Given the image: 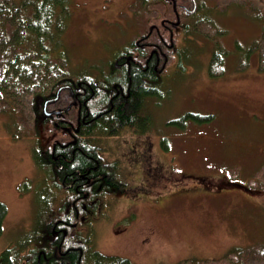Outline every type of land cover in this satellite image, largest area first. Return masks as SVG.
Masks as SVG:
<instances>
[{"label": "rangeland", "instance_id": "1", "mask_svg": "<svg viewBox=\"0 0 264 264\" xmlns=\"http://www.w3.org/2000/svg\"><path fill=\"white\" fill-rule=\"evenodd\" d=\"M155 1H147L146 12L140 0H68L60 40L66 73H107L114 54L138 34H146L151 23L162 29L161 19L169 18L163 12L171 4ZM223 1L209 5L220 7ZM186 3L190 8L189 0ZM180 16L187 18L182 12ZM216 16V33L223 34L211 40V28L189 31L178 43L185 69H178L177 60L162 76L167 79L161 83L162 96L142 97V112L151 118L145 133L127 132L103 142V160L116 162L127 192L92 219H82L78 229L90 232L92 249L133 264H174L189 257L220 258L233 247L264 240V192L245 185L264 158V73L257 67V51L240 66L242 51L235 47L257 38L260 25L242 11ZM154 38L152 30L149 39ZM216 46L231 51L223 74L213 77L207 63ZM165 51L169 62L171 48ZM58 93L43 112L71 105L74 122L78 102L73 91L62 87ZM187 111L211 117L199 122L187 118L183 126L169 123ZM31 115L27 109L0 110V201L6 206L0 254L23 240L41 202L36 186L43 174L31 156L41 126L36 127V112ZM54 139L67 138L58 134Z\"/></svg>", "mask_w": 264, "mask_h": 264}, {"label": "trees", "instance_id": "2", "mask_svg": "<svg viewBox=\"0 0 264 264\" xmlns=\"http://www.w3.org/2000/svg\"><path fill=\"white\" fill-rule=\"evenodd\" d=\"M147 1L150 0H140L141 5L145 6ZM197 1L196 10L185 14L187 18H181L171 27L174 46L167 67L174 69L178 60L180 65L177 67L183 71L185 67L179 59L178 43L186 35L198 31L195 29L206 27L213 30L208 38L212 40L213 36L215 39L217 34H223L216 33L219 29L213 20L217 18L216 14L237 10L260 25L257 38L246 46H235L242 51L240 66L247 64L251 52L257 51V67L264 73V0H224L220 7L210 6L213 0ZM68 11V0H0V110L14 113L27 109L29 117L36 112V127L39 124L41 130L37 129L35 133L31 156L43 174L42 182L36 186L41 202L34 222L21 242L1 252V264H133L128 258L108 256L92 249L90 232L83 234L78 227L83 224V216L85 220L92 219L97 210L108 207L118 194H126L125 183L118 178L116 162L103 160L102 144L127 132L145 133L151 118L141 114L142 97L146 100L162 96L164 84L161 83L167 79L163 80L165 73H156L151 66L143 71L135 65L115 69L111 64L108 72L100 75H93L90 70L66 73L65 50L60 40ZM163 14L174 16L168 8ZM158 20L156 18L155 23ZM160 31L168 38L164 27ZM223 31L227 30L223 28ZM230 51L214 47L207 63L210 76L223 74L224 59ZM79 82L80 87L86 89L81 96L80 114L87 115L75 132L60 127L68 124L67 121L76 123L77 116L73 122L71 108L48 115L42 106L43 101L54 97L59 88L76 92ZM116 90L119 93L114 96ZM38 96L39 103L35 101ZM210 117L187 111L169 123L183 126L187 118L199 122ZM69 132L76 135L74 144L63 145L67 139H54L58 134L68 136ZM246 181L247 188L264 192V158ZM5 212L6 206L0 201V232ZM52 225L57 226V234L51 229ZM61 228L67 231L66 235ZM174 264H264V240L255 246L233 247L220 258L189 257Z\"/></svg>", "mask_w": 264, "mask_h": 264}, {"label": "flooded vegetation", "instance_id": "3", "mask_svg": "<svg viewBox=\"0 0 264 264\" xmlns=\"http://www.w3.org/2000/svg\"><path fill=\"white\" fill-rule=\"evenodd\" d=\"M157 1H164V0H156L155 2ZM167 1L170 2L171 4V5L170 4L168 5H170V11L174 13V16L169 17V18L163 17L161 19L160 24L162 25V27H164L166 31H168V37L170 38V40L167 41L165 39L158 25L151 23L149 25V28L146 34H145V31L143 34H138L134 40L130 41L127 45L120 48L119 51L114 54L113 61L110 62V65L112 64L113 68L118 69L121 66L130 68L131 66L135 65L143 71H145L146 67L149 68V66H151L153 71L156 73H167L168 71H170V68L167 67L168 66V53L165 50H168L174 46V43L172 41L171 27L174 25H177L180 22V19H181L180 12H182L183 14H187V13H192L196 10L197 0H189V2L191 3L190 8L188 7L186 3L187 0H167ZM146 5H147V2H145L144 10L148 12L149 9H147ZM152 30H155L156 39L154 38L153 40H150L149 37L152 34ZM171 59L172 58L169 59V62L171 61ZM80 83L81 82H79V85H78L80 90L73 92L74 98L78 102L77 103L78 113H77L76 123L72 124L71 122L67 121L68 124L60 125V127H63L64 129H71L72 131H75V132H78V130L81 127V121L85 122L83 120L84 119L83 117L84 116L86 117L87 115V113L82 116L80 114V108L83 103L81 101V96L82 94L86 92L85 86L80 87ZM116 83L117 82H115L114 86H116ZM60 89L61 88H59V90ZM70 91L72 92V90ZM118 93H119L118 90H116L114 96L118 95ZM56 95L57 97L59 96L58 91L56 92L54 97L46 98L43 101V106H42L43 110L46 107L47 103L56 101V98H57ZM142 104H144L143 98H142ZM70 106L71 105H68L62 110H66L70 108ZM51 113H54V112H51ZM51 113L46 112V114L48 115ZM58 114L60 113L58 112ZM141 114H145V111L141 112ZM63 138H67L66 143L63 145H68V143L74 144L77 139L76 135L73 132H69L68 136H64ZM84 194L87 195V192H85ZM83 218L84 216L82 217V219ZM51 229L54 231V234H57L56 225H52ZM61 230H62L63 235L67 234V231L64 230L63 228H61Z\"/></svg>", "mask_w": 264, "mask_h": 264}, {"label": "bare ground", "instance_id": "4", "mask_svg": "<svg viewBox=\"0 0 264 264\" xmlns=\"http://www.w3.org/2000/svg\"><path fill=\"white\" fill-rule=\"evenodd\" d=\"M55 20V19H54ZM31 36V35H30ZM7 47V46H6ZM12 57V56H11ZM8 58V57H7ZM84 134V133H83Z\"/></svg>", "mask_w": 264, "mask_h": 264}, {"label": "water", "instance_id": "5", "mask_svg": "<svg viewBox=\"0 0 264 264\" xmlns=\"http://www.w3.org/2000/svg\"><path fill=\"white\" fill-rule=\"evenodd\" d=\"M56 112H59V111H56Z\"/></svg>", "mask_w": 264, "mask_h": 264}]
</instances>
